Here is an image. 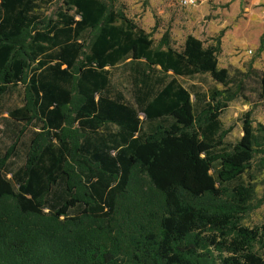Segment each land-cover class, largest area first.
Returning <instances> with one entry per match:
<instances>
[{
	"label": "trees",
	"instance_id": "obj_1",
	"mask_svg": "<svg viewBox=\"0 0 264 264\" xmlns=\"http://www.w3.org/2000/svg\"><path fill=\"white\" fill-rule=\"evenodd\" d=\"M52 1L0 0V98L22 86L8 116L27 134L20 162L0 153V264H264V218L243 223L264 124L247 110L227 143L219 119L251 78L264 101V63L231 75L221 33L174 47L117 0ZM195 74L222 88L194 104L177 77Z\"/></svg>",
	"mask_w": 264,
	"mask_h": 264
},
{
	"label": "rangeland",
	"instance_id": "obj_2",
	"mask_svg": "<svg viewBox=\"0 0 264 264\" xmlns=\"http://www.w3.org/2000/svg\"><path fill=\"white\" fill-rule=\"evenodd\" d=\"M117 3L122 5L127 16L138 26L151 32L155 40L164 31H168L174 47H180L189 33L205 43L212 42V37L221 33L218 66L225 67L231 75L237 71H245L250 65L257 70L263 66L264 0H204L189 7H182L178 0H117ZM61 6L62 0H53L44 5L43 11L54 16ZM261 39L262 50L259 48ZM110 71L118 86L125 89L128 84L127 70L118 66ZM177 80L191 92L194 104L199 100L197 94L206 95L212 87L222 88L208 74L178 76ZM247 85V98L238 97L228 102L219 116L221 125L224 128L230 127L225 136L227 143H234L242 135V115L247 110L251 111L254 123L264 124V101L256 96V81L251 78ZM21 97L22 86L17 85L10 86L0 98V153L15 143L14 155L10 158L13 163L22 159L23 140L27 134L17 136L20 125L12 121L8 111L21 104ZM140 117L143 118V115ZM257 159L258 156L243 176L254 188L252 203L257 205L243 219V223L249 227L260 223L264 218V169L258 168Z\"/></svg>",
	"mask_w": 264,
	"mask_h": 264
},
{
	"label": "built area",
	"instance_id": "obj_3",
	"mask_svg": "<svg viewBox=\"0 0 264 264\" xmlns=\"http://www.w3.org/2000/svg\"><path fill=\"white\" fill-rule=\"evenodd\" d=\"M204 0H178L179 4L182 7H189V6H194L197 5L201 2H203Z\"/></svg>",
	"mask_w": 264,
	"mask_h": 264
}]
</instances>
